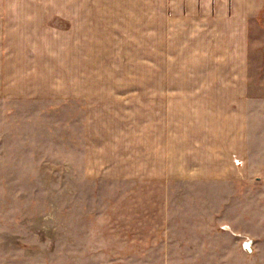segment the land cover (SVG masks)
Here are the masks:
<instances>
[{"label":"rangeland","instance_id":"374dc122","mask_svg":"<svg viewBox=\"0 0 264 264\" xmlns=\"http://www.w3.org/2000/svg\"><path fill=\"white\" fill-rule=\"evenodd\" d=\"M102 2L73 24L72 0H0L66 18L48 43L25 32L17 61L34 70L11 83L33 93L0 87V264H264V160L250 175L232 156L234 181L164 184L151 158L153 88L235 86L199 60L236 39L154 31Z\"/></svg>","mask_w":264,"mask_h":264},{"label":"crops","instance_id":"0c3cea01","mask_svg":"<svg viewBox=\"0 0 264 264\" xmlns=\"http://www.w3.org/2000/svg\"><path fill=\"white\" fill-rule=\"evenodd\" d=\"M72 1L73 24L91 22L97 6L104 4L102 0ZM110 1L116 4L117 0ZM124 5L130 10L121 11L122 15L135 14L142 21L151 16L154 31H208L212 37L224 32L226 38L231 32L236 39L221 44L222 53L202 52L199 60L203 72L236 80L235 86L153 88V111L159 114L154 113L151 158L153 170L162 175L155 179L164 184L234 181L232 175L240 168L232 165V156L243 162L244 174L252 175L249 158L264 160V0H125ZM65 21L61 9L54 15L42 8L0 6V87L5 94L33 93L16 92L11 83L18 71L19 77H26L24 71L34 70L17 61L18 54H29L25 32H44L48 43V32L63 31ZM33 43L41 45L39 39ZM218 45L211 42L208 47ZM44 63H48L46 54ZM141 147L138 143V157L143 159ZM255 163L263 170L264 162Z\"/></svg>","mask_w":264,"mask_h":264},{"label":"water","instance_id":"95a60500","mask_svg":"<svg viewBox=\"0 0 264 264\" xmlns=\"http://www.w3.org/2000/svg\"><path fill=\"white\" fill-rule=\"evenodd\" d=\"M244 247H245L246 249H248V245H245ZM248 250H249V249H248Z\"/></svg>","mask_w":264,"mask_h":264}]
</instances>
